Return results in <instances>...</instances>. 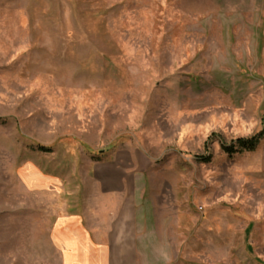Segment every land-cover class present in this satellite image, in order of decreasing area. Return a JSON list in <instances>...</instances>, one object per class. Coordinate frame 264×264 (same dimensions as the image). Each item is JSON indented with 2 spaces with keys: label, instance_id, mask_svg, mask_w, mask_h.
<instances>
[{
  "label": "rangeland",
  "instance_id": "obj_1",
  "mask_svg": "<svg viewBox=\"0 0 264 264\" xmlns=\"http://www.w3.org/2000/svg\"><path fill=\"white\" fill-rule=\"evenodd\" d=\"M260 132L264 0H0V264H264Z\"/></svg>",
  "mask_w": 264,
  "mask_h": 264
},
{
  "label": "crops",
  "instance_id": "obj_2",
  "mask_svg": "<svg viewBox=\"0 0 264 264\" xmlns=\"http://www.w3.org/2000/svg\"><path fill=\"white\" fill-rule=\"evenodd\" d=\"M26 180H28V179L26 178ZM93 250H94L93 247H89V248L85 247V251L83 253H80L79 251H77V252L71 251L70 253H67L66 259L68 261V264H72V263L73 264H81V262H78V261H80V259L87 261V263H84V264H92L93 258L91 259V256H92V253L94 252ZM87 252L89 253V255ZM102 253H103V255H101ZM99 254L101 255V257H100L98 264H114L115 260L118 259V257H120L121 259H124V260H129V261H131L133 259L131 254L128 252H120L117 254L116 252L113 253L110 250L107 252H100ZM116 255H118V256L116 257Z\"/></svg>",
  "mask_w": 264,
  "mask_h": 264
},
{
  "label": "trees",
  "instance_id": "obj_3",
  "mask_svg": "<svg viewBox=\"0 0 264 264\" xmlns=\"http://www.w3.org/2000/svg\"><path fill=\"white\" fill-rule=\"evenodd\" d=\"M263 135V132H260L250 138L239 139L233 145L223 146V151L229 156L241 152H252L259 145Z\"/></svg>",
  "mask_w": 264,
  "mask_h": 264
}]
</instances>
